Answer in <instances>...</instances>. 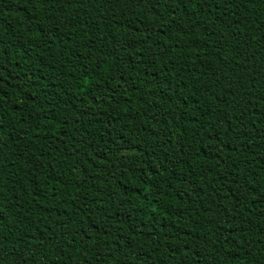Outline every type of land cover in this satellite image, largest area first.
Returning a JSON list of instances; mask_svg holds the SVG:
<instances>
[{"label": "trees", "instance_id": "16d2710c", "mask_svg": "<svg viewBox=\"0 0 264 264\" xmlns=\"http://www.w3.org/2000/svg\"><path fill=\"white\" fill-rule=\"evenodd\" d=\"M0 264H264V0H0Z\"/></svg>", "mask_w": 264, "mask_h": 264}]
</instances>
